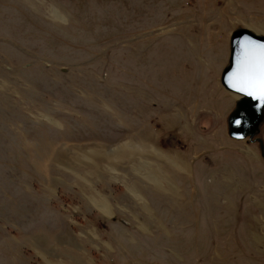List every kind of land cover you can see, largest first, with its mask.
I'll return each mask as SVG.
<instances>
[{"label": "rangeland", "instance_id": "rangeland-1", "mask_svg": "<svg viewBox=\"0 0 264 264\" xmlns=\"http://www.w3.org/2000/svg\"><path fill=\"white\" fill-rule=\"evenodd\" d=\"M236 28L264 0H0V264H264Z\"/></svg>", "mask_w": 264, "mask_h": 264}, {"label": "water", "instance_id": "water-1", "mask_svg": "<svg viewBox=\"0 0 264 264\" xmlns=\"http://www.w3.org/2000/svg\"><path fill=\"white\" fill-rule=\"evenodd\" d=\"M253 40L257 44H264V35H257L246 28H236L231 32L229 38V57L228 63L220 74V84L225 91L239 96L235 102L233 110L226 118L227 135L230 139L236 141L248 140L249 143H257L259 146L260 156L264 158L263 141L259 137L260 129L264 124V104L257 98L251 97L246 93L238 92L233 89L229 82V77L236 68L237 60L240 55V44L244 40ZM257 109L260 112H257ZM242 117L248 121V126H243ZM237 122L242 124L239 126ZM257 124L249 129V126Z\"/></svg>", "mask_w": 264, "mask_h": 264}, {"label": "clouds", "instance_id": "clouds-1", "mask_svg": "<svg viewBox=\"0 0 264 264\" xmlns=\"http://www.w3.org/2000/svg\"><path fill=\"white\" fill-rule=\"evenodd\" d=\"M240 47L243 49V60L245 66L250 69L244 72L241 77L236 81V85L243 89L241 93L250 92L251 97L257 98L262 104H264V91L261 90V76L258 71L262 57H264V50L260 49L255 41L244 40ZM259 113L260 110L257 109ZM243 126H248V121L245 117H242ZM239 126L240 122H237Z\"/></svg>", "mask_w": 264, "mask_h": 264}, {"label": "snow or ice", "instance_id": "snow-or-ice-1", "mask_svg": "<svg viewBox=\"0 0 264 264\" xmlns=\"http://www.w3.org/2000/svg\"><path fill=\"white\" fill-rule=\"evenodd\" d=\"M257 46L260 49L264 50V44H257ZM249 70L250 69H248L245 66V63H244V60H243V49H242V47H240V55H239L238 60H237L236 68L234 69V71L232 72V74L229 77V82H230V85H231V87L233 89H236L238 92H242L243 91L242 88H240V87H238L236 85V81L241 77V75L244 72L249 71ZM258 71H259L260 76H261V90L264 91V57H262V59H261ZM244 93H246L247 95H251L250 92H244Z\"/></svg>", "mask_w": 264, "mask_h": 264}, {"label": "bare ground", "instance_id": "bare-ground-1", "mask_svg": "<svg viewBox=\"0 0 264 264\" xmlns=\"http://www.w3.org/2000/svg\"><path fill=\"white\" fill-rule=\"evenodd\" d=\"M233 95H235V94H233ZM235 96H237V95H235ZM238 97V99H239V96H237ZM237 99V100H238ZM99 201V200H98ZM92 202L97 206V207H100V203H98L97 201H95V200H92Z\"/></svg>", "mask_w": 264, "mask_h": 264}, {"label": "flooded vegetation", "instance_id": "flooded-vegetation-1", "mask_svg": "<svg viewBox=\"0 0 264 264\" xmlns=\"http://www.w3.org/2000/svg\"><path fill=\"white\" fill-rule=\"evenodd\" d=\"M257 124V122L254 124V125H252V126H249L248 128L249 129H251V128H253L255 125ZM255 145H257V147H258V149H259V146H258V144L257 143H254Z\"/></svg>", "mask_w": 264, "mask_h": 264}]
</instances>
